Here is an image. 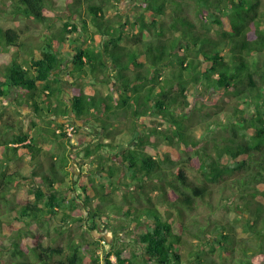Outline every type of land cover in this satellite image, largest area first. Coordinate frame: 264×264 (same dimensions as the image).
<instances>
[{
  "label": "trees",
  "instance_id": "obj_1",
  "mask_svg": "<svg viewBox=\"0 0 264 264\" xmlns=\"http://www.w3.org/2000/svg\"><path fill=\"white\" fill-rule=\"evenodd\" d=\"M56 1L12 0L15 19L45 27L38 45L24 36L30 25H0V101L15 91V113L27 107L52 126L32 120L26 131L0 109L9 263L264 264V0H128L126 13L122 0H65L62 27ZM80 30L84 41L70 38ZM56 118L89 126L91 142L67 147ZM26 158L33 182L11 173ZM81 159L95 171L73 182ZM84 222H101L112 242L77 236ZM132 225L137 237L125 240Z\"/></svg>",
  "mask_w": 264,
  "mask_h": 264
},
{
  "label": "rangeland",
  "instance_id": "obj_2",
  "mask_svg": "<svg viewBox=\"0 0 264 264\" xmlns=\"http://www.w3.org/2000/svg\"><path fill=\"white\" fill-rule=\"evenodd\" d=\"M11 3H12V0L0 1V25L7 27V28H10V27L11 28H19V29H23V30H26L27 25H30L32 27V29L30 31H28L24 36L25 37L29 36V34H31L30 32H32L33 36H34L33 39L35 40L34 41L35 43L33 42V40H32V43L34 45H38V43H42L41 41H38V40H41L42 37L44 36L45 27L43 25H40V24L36 25V23L34 21H31L34 23V24H31L29 21H26L25 19H22L20 17H19V19H15L13 14H11V13L9 14L10 10L13 9L11 6ZM127 4H128V0H122L119 4V7L124 11L123 13H126L125 10H127V7H128ZM55 6H56V10H55V12H53L52 15L54 16L57 27H62L64 22L67 21V16L71 15V9H69L65 0H57L55 3ZM69 36H70V38L73 37L76 39L81 36V40H83V41L86 38L85 34H83L81 30L79 32L78 31L74 32V33L70 34ZM75 45L76 44L74 43V46ZM7 57H9V55H7ZM61 74L65 80V82L63 83L64 90H65L64 98L66 100H69L72 97V90H71L72 89V85H71L72 79L64 71ZM90 79H91V77H88V78L85 77V78H83V82L85 80H90ZM92 81H94V80H92ZM96 83L91 84V86H94ZM103 87H105V85ZM104 89H107V88H104ZM16 98H17V93L15 91H13V93L11 95L6 97L4 100L0 101V109L3 111L5 118L9 114H11V116H13V117H16L17 120L19 122H21V126H23L26 131H29L30 128L33 126L32 120H36V122L39 124V127L48 125V128L52 129L50 122L48 123V122H46V120L44 121L41 119H36L34 117L33 113L30 112L27 107L21 108L22 114L15 113L14 108H15V106H17V103L15 102ZM19 100H20V98H19ZM222 118H225V114H222ZM56 120H60V118H56ZM60 121L66 122L67 128H68V125L69 126L73 125L72 121H69V119H61ZM76 124H77V126H79V128L78 129L76 128L72 132L71 135L69 134L71 137L70 144H69V141H67V139H66V141L68 142L67 147H70V149H72L71 147L73 146L74 149L80 150V149H83L87 144H89L91 142L93 136L90 135V133H89V129H91L89 126L85 125L81 121H76ZM40 131H42V130H40ZM194 133L200 139L206 137V134H204V130L200 127H197L194 130ZM66 141L64 142L65 144H66ZM121 142H122V140H121ZM57 147H58V145L57 146H56V144L53 145V149L55 148L57 151H59ZM81 156H83V154H81ZM71 165L73 168V174L71 175L70 180H72L73 182L78 181L79 179H82V177H90L91 172L95 171V167L93 166V164L88 163V161L85 159H83V160L81 159L79 161H72ZM46 166H51V164L46 165ZM18 170L22 171L26 176H31L29 178H31L30 180H31V182H33L32 175H31L32 174V166L29 163L27 158L24 161L20 162L19 164H15V163L12 164L11 173H14ZM26 183H29V181H26ZM40 184H41L40 180L36 181V185H40ZM21 196H22L21 191L19 189H15L14 193H12L9 197L12 200L17 201V200H19V198ZM31 199L35 200V197L32 195ZM79 208H80L79 213H81V212L85 213L83 208H81L80 206H79ZM200 212L202 215L209 214L208 211H205L203 209H200ZM227 215L228 214L225 211H220L214 215V218L228 220L229 218L233 219L236 216L235 213H231L229 216H227ZM53 222L55 224H61V222L58 219H56ZM99 225H100L99 229L89 231L86 222L75 223V227H77L76 235L80 236V235H82V233H85L88 236V238L93 237L94 239H97V240L105 239L106 242H108V243L112 242L111 232L109 230H107V228L104 227L101 222H99ZM32 228L34 230H36L37 226L34 225ZM130 228H131V231H130L129 235L125 233V235H123V238H125V240H128V241H133V239H135L137 237V234L134 232V230H136V228H135V225H132ZM145 228H146V222H144V224L141 225L140 229H145ZM239 234L242 237L249 236L248 233L242 231V228L239 229ZM1 239H3V243H2V245H0V264H10L9 261L12 262L11 258H10L11 250H12L10 246H11L12 241L8 237H3V238L1 237ZM113 259L115 260V258H113Z\"/></svg>",
  "mask_w": 264,
  "mask_h": 264
},
{
  "label": "built area",
  "instance_id": "obj_3",
  "mask_svg": "<svg viewBox=\"0 0 264 264\" xmlns=\"http://www.w3.org/2000/svg\"><path fill=\"white\" fill-rule=\"evenodd\" d=\"M66 130L68 131V133L71 135L72 134V132L75 130V127H74V125H68V128H66Z\"/></svg>",
  "mask_w": 264,
  "mask_h": 264
}]
</instances>
